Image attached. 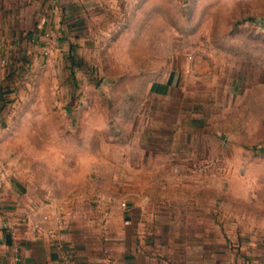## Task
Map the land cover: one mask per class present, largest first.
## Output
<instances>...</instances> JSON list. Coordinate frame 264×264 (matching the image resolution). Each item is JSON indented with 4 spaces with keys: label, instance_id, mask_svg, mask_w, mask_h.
Returning <instances> with one entry per match:
<instances>
[{
    "label": "crops",
    "instance_id": "crops-1",
    "mask_svg": "<svg viewBox=\"0 0 264 264\" xmlns=\"http://www.w3.org/2000/svg\"><path fill=\"white\" fill-rule=\"evenodd\" d=\"M138 2L0 0V52L31 69L53 39V54L77 56L86 38L97 39L102 24H114ZM226 71L177 61L162 78L140 81L145 94L132 91L124 110L132 123L125 131L129 149L119 162L128 173L147 175L139 190L126 176L123 192L71 205L2 176L0 264H264V230L246 227L243 194L226 187L241 178L193 172L227 146V132L216 143L208 132L220 126L215 113L223 102L244 89L225 86ZM138 116L141 127L134 129Z\"/></svg>",
    "mask_w": 264,
    "mask_h": 264
},
{
    "label": "rangeland",
    "instance_id": "rangeland-1",
    "mask_svg": "<svg viewBox=\"0 0 264 264\" xmlns=\"http://www.w3.org/2000/svg\"><path fill=\"white\" fill-rule=\"evenodd\" d=\"M97 35L77 56L53 54L50 39L51 51L41 54L46 61L31 69L8 56L0 73V178L71 205L123 192L126 176L139 190L147 175L128 173L119 162L130 143L128 99L134 89L145 94L142 79L162 78L177 61H201L211 74L227 70L225 86L238 82L244 89L223 102L215 113L220 126L208 131L213 143L227 132L228 148L214 149L193 172L209 162L201 174L241 178L226 187L243 194L246 227L263 231L264 0H139ZM132 154L141 159L138 150Z\"/></svg>",
    "mask_w": 264,
    "mask_h": 264
},
{
    "label": "built area",
    "instance_id": "built-area-1",
    "mask_svg": "<svg viewBox=\"0 0 264 264\" xmlns=\"http://www.w3.org/2000/svg\"><path fill=\"white\" fill-rule=\"evenodd\" d=\"M1 45H2V41L0 40V46ZM43 52H44V54H48V52H49L48 46L44 49ZM8 66H9V59H8V57L2 55L0 57V73L6 71L7 68H8ZM212 166H213V164L208 162V163H205V164L201 165L200 167H198V169L196 171L199 172V173H201V172H204L206 169H208V168H210ZM122 207H126V204L125 203H122Z\"/></svg>",
    "mask_w": 264,
    "mask_h": 264
}]
</instances>
